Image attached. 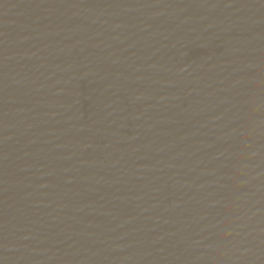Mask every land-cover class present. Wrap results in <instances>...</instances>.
<instances>
[{"label": "water", "instance_id": "1", "mask_svg": "<svg viewBox=\"0 0 264 264\" xmlns=\"http://www.w3.org/2000/svg\"><path fill=\"white\" fill-rule=\"evenodd\" d=\"M0 264H264V0H0Z\"/></svg>", "mask_w": 264, "mask_h": 264}]
</instances>
